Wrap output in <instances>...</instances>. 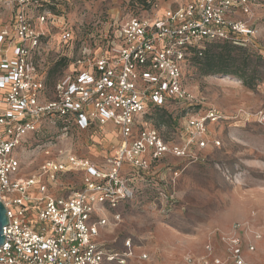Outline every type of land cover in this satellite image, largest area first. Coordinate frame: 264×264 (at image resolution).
<instances>
[{
  "label": "built area",
  "instance_id": "1",
  "mask_svg": "<svg viewBox=\"0 0 264 264\" xmlns=\"http://www.w3.org/2000/svg\"><path fill=\"white\" fill-rule=\"evenodd\" d=\"M45 2L0 0V201L7 217L0 264H125L133 256L131 240L118 251L101 234L120 222V204L142 190L138 179L167 155L183 158L218 144L207 126L222 115L214 108L193 111L199 102L184 85L183 64L213 41L245 46L258 32L253 10L264 0H146L151 16L92 27L71 26ZM55 46L66 49L60 53L66 66L48 90L47 56ZM172 102L184 110L175 143L145 115L149 106ZM47 120L55 136L37 145L44 160L26 175L13 152L32 136L39 142ZM258 121L264 124L263 111ZM108 123L120 140L112 155L95 162L76 153L77 132ZM70 176L79 177L78 186ZM240 226L224 235L229 257L253 264L244 252L255 250L260 233L242 243ZM206 249V256H187L186 263L221 264Z\"/></svg>",
  "mask_w": 264,
  "mask_h": 264
},
{
  "label": "rangeland",
  "instance_id": "2",
  "mask_svg": "<svg viewBox=\"0 0 264 264\" xmlns=\"http://www.w3.org/2000/svg\"><path fill=\"white\" fill-rule=\"evenodd\" d=\"M45 1L47 8L65 13L71 26L83 22L92 27L97 21L119 22L131 15L153 13L137 5L138 0ZM164 1L168 4L172 0ZM164 1L158 0V4ZM154 12L159 14L160 10ZM253 12L258 32L248 38L245 46L217 43L208 49L214 70L226 72H203L204 58L199 63L183 64L184 85L199 102L193 111L201 113L214 108L222 115L207 126L218 144L194 148L183 158L167 155L148 177L138 179L137 186L142 190L133 200L120 204V222L101 234L103 241L118 251L124 249L126 239L131 240L133 256L125 264H187V256H206V246H210L211 255L219 258L221 264H234L224 235L235 224L241 225L238 234L242 243L252 239L253 231L260 233L255 250L245 251L244 255L253 264H264V124L258 121L259 112H264V3L254 7ZM50 43L54 45V39ZM62 49L55 46L48 53V70L53 68L48 90L66 66V60L60 56L66 49ZM76 51L72 49L73 53ZM69 68H73L72 64ZM182 108L174 103L151 108L147 122L166 141L178 142ZM45 126L39 142H34L32 136L13 152L26 175L44 160L37 145L55 136L50 120ZM81 136L89 143H95L96 138L100 144L108 143L109 155L113 153L112 146L120 142L109 123L103 129L76 133L78 139ZM111 137L113 143L108 142ZM76 153H81L80 147ZM67 181L74 187L79 185V177L70 176ZM168 194L173 195L172 201H167ZM142 253L147 258L139 259Z\"/></svg>",
  "mask_w": 264,
  "mask_h": 264
},
{
  "label": "trees",
  "instance_id": "3",
  "mask_svg": "<svg viewBox=\"0 0 264 264\" xmlns=\"http://www.w3.org/2000/svg\"><path fill=\"white\" fill-rule=\"evenodd\" d=\"M145 1L146 0H138L136 4L139 5L141 8H144L143 5H144ZM217 43L218 44H223V46H226V47L233 46V44H231L230 42H227V41H213V42H210L207 45V47L205 48V50L203 51L201 56H199L197 54H192L190 56L189 61L191 63H195V62L199 63V60L201 58H204L203 64H202L203 72H205V73H215V72L224 73V72H226L225 70H221V69L214 70V62H212V58H211V56H209V51H208L209 47L212 44H217ZM52 72H53V68L48 70V72H47V83H48V79H49V73L51 74ZM169 104H173V102L169 103ZM151 108H162V107L149 106L147 108L146 112H145L146 117H149V113H150V109Z\"/></svg>",
  "mask_w": 264,
  "mask_h": 264
},
{
  "label": "crops",
  "instance_id": "4",
  "mask_svg": "<svg viewBox=\"0 0 264 264\" xmlns=\"http://www.w3.org/2000/svg\"><path fill=\"white\" fill-rule=\"evenodd\" d=\"M87 134V133H86ZM80 139H78L79 141V147H80V150H81V155L83 156H86L88 157L90 160H92V158L90 157H95V158H98L101 159L105 153H108L107 152V149H108V143H106L107 145L105 146V144L103 145L102 143L100 144L99 142V138H96V142H90L88 141V139L86 137H79ZM112 138V137H111ZM113 138L112 139H109L108 142H112L113 143ZM99 147H101L102 149L99 151ZM106 150V151H105ZM94 161V160H92ZM96 162V161H95Z\"/></svg>",
  "mask_w": 264,
  "mask_h": 264
},
{
  "label": "water",
  "instance_id": "5",
  "mask_svg": "<svg viewBox=\"0 0 264 264\" xmlns=\"http://www.w3.org/2000/svg\"><path fill=\"white\" fill-rule=\"evenodd\" d=\"M7 223L5 207L0 201V245L4 242L3 226Z\"/></svg>",
  "mask_w": 264,
  "mask_h": 264
},
{
  "label": "bare ground",
  "instance_id": "6",
  "mask_svg": "<svg viewBox=\"0 0 264 264\" xmlns=\"http://www.w3.org/2000/svg\"><path fill=\"white\" fill-rule=\"evenodd\" d=\"M227 80V79H226Z\"/></svg>",
  "mask_w": 264,
  "mask_h": 264
}]
</instances>
